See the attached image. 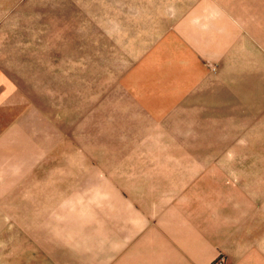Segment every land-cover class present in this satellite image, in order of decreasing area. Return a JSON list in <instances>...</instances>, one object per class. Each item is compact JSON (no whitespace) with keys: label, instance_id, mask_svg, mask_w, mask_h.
Here are the masks:
<instances>
[{"label":"rangeland","instance_id":"1","mask_svg":"<svg viewBox=\"0 0 264 264\" xmlns=\"http://www.w3.org/2000/svg\"><path fill=\"white\" fill-rule=\"evenodd\" d=\"M0 64L32 102L40 146L11 151L0 173L23 175L27 195L37 185L40 246L63 241V225L77 231L84 186L90 195L105 175L143 169L127 164L158 153L138 149L152 137H209L205 152L242 175L264 211V0H0ZM165 122L169 134L151 135Z\"/></svg>","mask_w":264,"mask_h":264},{"label":"crops","instance_id":"2","mask_svg":"<svg viewBox=\"0 0 264 264\" xmlns=\"http://www.w3.org/2000/svg\"><path fill=\"white\" fill-rule=\"evenodd\" d=\"M31 109L32 102L0 64V165L11 151L39 150L31 136L37 133L29 124ZM161 114L148 117L162 122ZM168 126L165 122V130L159 126L149 132L169 134ZM162 138L140 142L138 149L158 153L127 164L143 169H128L109 179L105 175L106 179L95 182L90 195L86 186L79 190L82 217L77 231L63 225V241L48 237L41 246L37 185L27 195L23 175L0 173V264H214L219 252L226 255L227 264H264L263 206L241 183L242 175L226 172L219 159L205 152L209 137L186 145L173 137ZM171 149L182 153L174 155L167 151ZM19 162L23 161L15 164ZM66 199L63 205L69 207L70 197ZM28 211L36 213L29 222ZM30 225L32 243L27 250L22 236ZM47 230L48 236L51 230L53 236L61 231L53 226ZM13 240L18 247L11 257L7 241Z\"/></svg>","mask_w":264,"mask_h":264}]
</instances>
